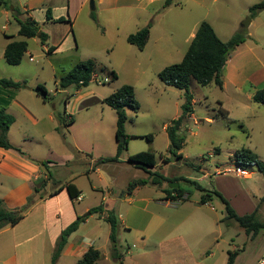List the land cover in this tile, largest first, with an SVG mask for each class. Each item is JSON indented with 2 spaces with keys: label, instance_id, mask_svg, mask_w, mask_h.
Here are the masks:
<instances>
[{
  "label": "rangeland",
  "instance_id": "1",
  "mask_svg": "<svg viewBox=\"0 0 264 264\" xmlns=\"http://www.w3.org/2000/svg\"><path fill=\"white\" fill-rule=\"evenodd\" d=\"M4 1L7 9L11 10L12 6L16 7L19 2L27 3L28 0ZM175 1L180 3L179 9L174 8L164 16L157 17L156 22L160 23L156 24L152 31V40L147 52L143 53L136 46L129 44L126 38L127 34L137 32V26L142 24V19L135 16L133 22H128L126 16L125 19L118 20L101 13L97 22L92 18L93 12L97 14V11L92 9L95 0H91L85 12L76 21L74 28L78 37L75 36L73 28L74 36L71 33L64 42L63 39L68 33L63 25L57 23L46 27L45 33L50 37L46 47L55 46V53L47 54L40 42L31 40L29 49L33 56L32 62L28 60L29 56H26L19 66H10L4 59L0 60V79H6V76H12L17 71H24L29 86H36V82H40L51 92L46 107L48 111L55 112L57 128H61L60 116L69 120L66 116L65 99L70 97L74 101L81 94L93 92L91 101L87 98L88 101L83 102L86 99L83 98L74 103L72 116L75 123L72 124L71 131L63 136V127V133L57 130L61 135L55 132L52 139L50 138L53 152L48 155L47 160L51 162V168L48 167V170L52 173V178L48 174L39 178L37 184L40 188H37L39 191L35 198L45 196L57 182L65 183L73 178H76V183L84 193L90 190V183L96 185L99 192L91 196L86 195L83 202L77 200L74 205L79 210L85 205L116 203L119 208L116 211L117 216L121 215L122 220L131 228V231L124 228L119 230V250L122 258L118 264L123 261L124 264H227L228 251L238 252L235 264H256L259 259L260 262L264 260V230L256 236L247 234L236 221L228 218L225 205L216 196H212L209 203L201 205L199 202L204 193L193 182H198L209 193L220 192L238 214H250L249 211L256 206L258 219L264 221V175L255 166L246 168L235 161L237 151L249 149L264 162V104L254 102L244 91L231 87L219 88L214 83L202 86L191 79L193 113L182 127L181 134L185 142L183 157L177 159L169 152L167 127L182 115V106L186 102L185 91L165 85L155 73L156 65L151 62L143 61L139 69L136 63L132 64L149 55L161 57L154 61L155 64L158 63V68L179 63L183 55L176 54L175 51L183 54L187 51L189 27L214 17L209 15L212 14L208 10L210 0ZM231 5V10L224 19L235 23L236 26L238 24V28H242L244 31H241L245 33L248 28H243L242 24L249 16L243 13V3L233 0ZM31 6L45 7L42 10L37 9L36 18L47 16L49 9L51 17L64 16L62 8L66 6V0L35 1ZM4 24L0 23V37H4V32L18 36L16 19L11 18L8 30L2 29ZM89 25L93 27L94 32L90 31ZM253 30L264 33L263 28L253 26L250 31ZM86 60L96 62L98 79L81 90L71 86L65 93H58L54 72L55 75H62L63 70L68 72ZM110 69L119 73L118 80L112 79ZM106 78L109 82H104ZM123 85L135 87L136 99L140 105L137 113L127 109V150L119 162L98 164L100 171L93 173L91 157L95 161L114 157L118 143L117 114L112 108L102 104L100 98L108 97L112 90ZM0 88L4 89L1 86ZM224 110L228 111V118L221 116ZM16 125L14 137L21 130H52L47 120L39 127L21 121ZM148 135L153 136L152 142L142 138ZM74 140L84 148L82 154L75 148ZM140 152H153L157 166L152 171L160 172L170 182H164L160 186L150 181L146 186H142L133 196L137 204L134 206L125 200L127 195L131 196L128 194L129 185L135 180L147 179L149 176L144 170L128 162L130 156ZM69 155L73 156L71 161L68 159ZM162 158H169L170 163L165 164ZM240 169L248 173L242 175ZM174 179L178 181H173ZM171 182L178 183L179 187L189 194L188 201L184 198L175 202L167 198L164 191L169 188ZM143 197L149 199V205L141 211L136 206H143L140 204V198ZM161 198L164 201H160ZM59 204L68 211L67 201L61 200ZM66 216L67 214L63 219L68 217ZM97 216L93 215V224ZM101 223V235L96 244L106 251L110 246V226L105 222ZM82 233L84 231H81L80 235H84ZM70 261L71 259H67L64 264H71Z\"/></svg>",
  "mask_w": 264,
  "mask_h": 264
},
{
  "label": "crops",
  "instance_id": "2",
  "mask_svg": "<svg viewBox=\"0 0 264 264\" xmlns=\"http://www.w3.org/2000/svg\"><path fill=\"white\" fill-rule=\"evenodd\" d=\"M35 1L41 2L46 0H28L27 3L19 2L16 8L20 9L23 13V15L20 16V19H34L39 24L43 32H47L46 27L51 24L56 25L58 23L59 25H63L64 29L68 33L66 37L64 36L65 38L63 39V41L65 42L71 33L74 36L73 28L76 25V21L78 20L80 15L85 12L91 0H66V6L62 8L64 10V16H52L51 20H48L47 16L43 17L42 15L39 18H36L35 15L37 9L42 10L45 9V7L42 6L43 8H33L34 6H31V3L33 4ZM165 1L166 0H95L94 10L97 11L96 21L99 22V15L101 13H104L110 17H115L118 20H120V18L125 19L126 16L128 22H133V20H135L134 17L137 16L138 18L143 20L142 24L137 26V31L144 28L151 21L153 23V27L151 28L149 40L145 48L141 50L144 53L147 52L151 44L152 31L155 29V25L160 23V21L156 22L157 17L164 16V14L174 8H180V3L176 2L175 0L172 1V4L169 7H164ZM231 1L233 0H210L211 3L208 7L209 12L212 13L209 15L214 17L210 20H207L206 22H208L213 27L215 33L223 42H227L236 32L243 30L242 28H238V24L236 26L235 23L224 19V16L231 10ZM240 1H242L244 5L243 13L250 17V7L259 3H255L254 1L261 2L262 0ZM14 8L15 6H12V9L9 10L7 9V4L0 5V23H5L2 26V29L8 30V25H11V18L15 19ZM150 17H154V19L151 20ZM62 18L64 19V21L58 22L59 19ZM202 22H196L189 27L188 37L186 39L188 48L196 35L199 25ZM253 26L258 29H264V11L261 12L257 17L251 18V23L245 32V42L237 47L236 50L231 54L223 70V87H231L239 91H244L248 94V96H250V99L252 100L253 96L258 91L264 90V33H262L260 30L250 31ZM89 28L90 31L94 32V29L93 27H91V25H89ZM18 32L19 26L17 34ZM3 34L4 37H0V60H5V49L10 43L14 41H26L28 43V51L25 53L23 59L26 56H29L28 60L31 62L33 61L32 52L29 49V41L32 40L33 42L41 43L38 37L28 39L20 36L19 34L18 36L7 34L5 32ZM129 35L130 34H127L126 38H128ZM75 36L78 37L77 32L75 33ZM18 37H21V39H19ZM51 47L55 46L51 45ZM42 48H44V50L46 51L48 49L46 45L43 44ZM56 50L57 48L55 47V51ZM55 51L53 53H55ZM175 52L176 54L183 55V60L187 51L185 52V54H183L182 52ZM159 53L161 55V50ZM158 57L149 55L148 57H143V59L140 58V61L134 62L132 64L136 63V66L139 69L143 61L148 63L151 62L153 65H156L155 73L159 75L164 67L158 68V63L155 64L154 61ZM160 58L161 57H159V59ZM95 65L97 70L96 62ZM113 71L119 78V73L113 69L109 70V74L111 75V77H113ZM62 73V75H55L54 72L56 91L58 93L66 92V90H59L57 87V79H59V77L63 76L67 72L63 70ZM97 77L99 76L97 75ZM118 78L116 80H118ZM6 79L27 83V74H25L24 71H17L13 73L12 76H6ZM38 85H41V83L36 82V86H29L27 83L26 88H20L18 90H6L5 88H0V107L2 108V110H5L8 114L12 115L15 119V122L11 126L8 134L9 141L11 145H13L15 148L21 149V151L24 153L20 154L13 149L7 150L4 148H0V188H2V191H0V199L5 202L6 207L9 209L24 206L27 203L28 197L33 194L34 190L40 188L37 184L39 178L43 177L44 174H48V171H50L45 168L42 163L47 162L49 169L51 168V166H49L51 165V162L50 160H47L49 159L48 155L53 152L51 137H53V133L55 132L60 134L59 132H57L58 126L56 123L55 112L50 110L48 111L46 107L48 102L44 101L42 97L34 91L35 87H37ZM118 89L112 90L111 94ZM92 93L93 92H87L85 94H81L76 99H74V101L73 99H70V97L65 99L64 105L65 108H67L66 116L69 117L70 121L65 119L67 122V126L65 128V134H62L63 136H65L67 132L71 131L72 124L75 123V119L72 116L74 103L77 101H81L83 98H86L83 102H86L88 100L91 101L92 98H90V96L92 95ZM50 94L51 92L49 91V99L51 98ZM87 98L89 99L87 100ZM105 98L107 97L100 98L102 104H104L103 101ZM46 120L48 124H51V131L45 132L39 130V132H32L31 130H21L20 133H17L14 137V130L18 122L21 121L25 124L32 125L33 127H39ZM71 120L73 121L72 123ZM74 141L75 148L77 149L79 154H82V152H84V148L79 146L77 140ZM117 146L118 143L115 147L116 153ZM38 150L41 151L39 152L40 154L37 152ZM88 150L94 151V149ZM70 158L73 159V156L69 155L68 159L70 160ZM91 161L92 165L95 167H93L91 171L93 173H98L100 171V168H97V165L99 164L98 161H95L93 157H91ZM88 179L90 180V177H88ZM70 183L74 184L81 192V200H79L81 202L85 200V198L87 197L86 195L91 196L93 193L99 192L98 187L96 185H93V183H90V190L84 193V190H81V188L76 183V178H73L72 180L65 183L57 182V184L53 186L52 190L47 192V194L43 196L42 199H37V202L28 210V212L25 214V218L20 223L15 226H8L0 231V264H51V258L61 232L79 216L85 217L86 220L80 226V228L70 236L69 241L61 254L58 264H64L67 259L68 261L71 259V264H77V261L81 259L91 247L101 252L102 257L98 264H118V260H115L111 257V244L106 251H103L96 244L101 235V222L107 223L105 221L107 211H117L119 209L118 206L116 205V203L113 204L109 202H102L101 204L104 205L105 212L103 214H97L98 216L96 217V221L93 224L91 220L94 214L85 215L83 213H90V210L92 208L99 205H85L83 208L80 207L78 210L74 205L77 201H72L70 199L65 188V186ZM139 189H141V187L136 188V190H134L132 194H130L131 196L127 195V198L125 200L127 202H130L134 206L137 205L136 198H134L133 196ZM55 191H58V193L54 196H50ZM161 199L160 201H164V199ZM61 200H65L68 202V211L59 204ZM140 201V204H142L143 206H136V208L142 211L143 208L146 209L148 207L149 199L143 197L140 198ZM78 206H80V203H78ZM255 209L256 206L253 210ZM252 211H249V213L251 214ZM66 214L68 217L66 216L67 218L63 219ZM239 215L242 216L241 214ZM119 219L120 228H124L126 229V231H131V228H129L130 225L122 220L121 215L119 216ZM81 231H84V233H82L84 235H80ZM108 235H110V232H108ZM141 242L143 241L141 240ZM209 257H211V255H209ZM260 261L261 259H259L256 264H264V260H262V262ZM120 264H124V261Z\"/></svg>",
  "mask_w": 264,
  "mask_h": 264
},
{
  "label": "trees",
  "instance_id": "3",
  "mask_svg": "<svg viewBox=\"0 0 264 264\" xmlns=\"http://www.w3.org/2000/svg\"><path fill=\"white\" fill-rule=\"evenodd\" d=\"M173 0H166L164 7H169ZM0 5H6L4 0H0ZM264 11V0L250 7V17L255 18ZM16 22L19 26L18 34L25 38L38 37L43 45L48 44L49 35L43 32L39 24L32 18L20 19L23 15L20 9L14 8ZM47 18L51 20L50 10H47ZM92 18L96 21L97 16L93 12ZM64 19H59L58 22H63ZM152 22L146 27L140 29L134 34H130L127 38L129 44L136 46L139 50H143L149 40ZM246 40V34L243 31L236 32L227 42H223L215 33L213 27L206 21H203L196 32L183 60L178 64L170 65L164 68L158 75L159 79L167 86L177 88L185 91L186 102L182 106V115L172 121V124L167 127V134L170 140L169 152L177 159L183 157L182 150L184 148V137L181 134L182 127L187 123L188 118L193 113L192 102L193 96L190 92V82L194 79L202 86H208L214 83L219 88H223V70L228 62L231 54L243 44ZM28 51V43L26 41H14L10 43L4 53L5 61L11 66L20 65L25 53ZM55 51V47H48L47 52L51 54ZM96 65L93 60H86L78 63L72 67L66 74L57 79L58 89L67 90L71 86H75L77 90L86 88L93 81L96 73ZM112 79L116 80L117 74L112 72ZM0 86L5 89L18 90L26 88V82H16L10 79H1ZM34 91L48 102V91L43 85H38ZM253 101L256 103L264 104V90L258 91L253 96ZM104 104L112 108L117 114V128L116 140L118 142L117 153L112 158H103L98 161L99 164L109 162H119L124 151L127 150L128 136L126 134V122L128 120L127 109L137 113L140 105L136 99L135 89L131 85H124L104 99ZM228 111H222V117L228 118ZM61 128H57L59 132L62 128H66L67 122L64 117H59ZM15 119L12 115L8 114L5 110L0 111V148L7 150L13 149L20 154H24L21 149L15 148L9 141V131L14 124ZM73 121L71 120V123ZM124 139L122 142L121 139ZM148 141H153V136L148 135ZM165 164L170 163L169 158H162ZM235 161L242 167L255 166L257 170L264 175V162L259 160V157L249 149H242L235 153ZM128 162L133 164L136 168L144 170L148 173L147 179H138L129 185L128 194H131L136 188L146 186L151 181L152 184L160 185L164 182H170L169 179L164 177L158 171H152L157 166L156 155L153 152H140L130 156ZM42 165L48 169L47 162ZM48 176L51 178L52 173L48 171ZM173 181H178L174 179ZM197 188L204 194L201 196L200 204H207L212 200V196L218 197L225 205L228 218L236 221L239 226L246 230L247 234L252 236L258 235L264 230V221L258 219V210L255 209L251 214L240 216L236 210L231 206L228 199H226L220 192L213 191L207 192L198 182H193ZM68 195L72 201H77L81 195L78 188L70 183L65 186ZM39 189H35L33 194L27 199V203L22 207L9 209L6 207L5 202L0 199V231L8 226H15L20 223L28 210L37 202L35 194ZM168 199L179 201L185 198L189 200V194L181 187L178 189H165ZM58 191H55L50 196H54ZM185 195H188L185 197ZM41 196L38 199H42ZM105 212L104 205L101 204L90 210V214H103ZM86 218L83 216L77 217L71 224H69L60 234L51 258V264H58L61 254L67 245L70 236L75 233L80 226L85 222ZM105 221L110 226L109 240L111 244V257L115 260L121 261L122 254L119 250V229L120 219L115 210L107 211ZM237 251H228L227 264H235ZM102 255L101 252L91 247L77 264H98Z\"/></svg>",
  "mask_w": 264,
  "mask_h": 264
},
{
  "label": "water",
  "instance_id": "4",
  "mask_svg": "<svg viewBox=\"0 0 264 264\" xmlns=\"http://www.w3.org/2000/svg\"><path fill=\"white\" fill-rule=\"evenodd\" d=\"M92 7H93L92 9L94 10L95 9V4L94 3H92ZM250 23H251V18L248 17L247 21L242 24L243 28H248ZM121 141L123 142L124 139L122 138ZM169 188L170 189H178L179 188V184L171 182V183H169ZM87 215H90V213H87Z\"/></svg>",
  "mask_w": 264,
  "mask_h": 264
},
{
  "label": "built area",
  "instance_id": "5",
  "mask_svg": "<svg viewBox=\"0 0 264 264\" xmlns=\"http://www.w3.org/2000/svg\"><path fill=\"white\" fill-rule=\"evenodd\" d=\"M97 79H98L97 75H94L93 80H97ZM108 81H109L108 79H105V82H108ZM99 83L101 84V81H99ZM240 173L242 175H245L247 173V171L240 169ZM78 200H81V197H79Z\"/></svg>",
  "mask_w": 264,
  "mask_h": 264
}]
</instances>
